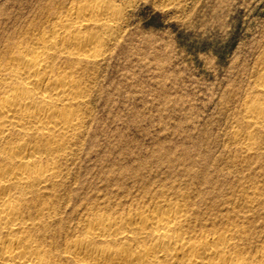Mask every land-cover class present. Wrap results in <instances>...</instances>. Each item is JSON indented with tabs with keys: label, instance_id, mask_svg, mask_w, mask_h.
Here are the masks:
<instances>
[{
	"label": "rangeland",
	"instance_id": "rangeland-1",
	"mask_svg": "<svg viewBox=\"0 0 264 264\" xmlns=\"http://www.w3.org/2000/svg\"><path fill=\"white\" fill-rule=\"evenodd\" d=\"M94 1L120 16L100 31V55L84 69L80 135L34 198L47 208L42 247L57 264H77L64 252L90 223L126 222L153 201L179 200L192 230L234 229L244 255L258 259L264 120L249 122L247 110H264V0H0V57ZM111 238L96 246L124 241Z\"/></svg>",
	"mask_w": 264,
	"mask_h": 264
},
{
	"label": "bare ground",
	"instance_id": "bare-ground-1",
	"mask_svg": "<svg viewBox=\"0 0 264 264\" xmlns=\"http://www.w3.org/2000/svg\"><path fill=\"white\" fill-rule=\"evenodd\" d=\"M119 16L108 2L80 5L50 31L0 57V264H57L42 247L45 227L39 222L46 204L34 198L60 175L59 164L80 135L89 96L83 72L100 55V31L110 33ZM260 86L264 90V75ZM247 113L249 122L264 120L260 106ZM152 204L153 211L139 210L126 222L90 223L86 236L64 253L77 264H264V251L258 259L244 255L234 229L192 230L185 202ZM111 237L124 241L96 246ZM146 237L149 245L131 248Z\"/></svg>",
	"mask_w": 264,
	"mask_h": 264
}]
</instances>
